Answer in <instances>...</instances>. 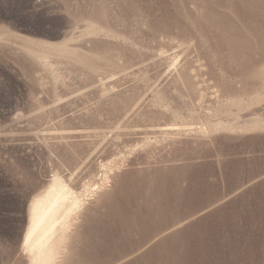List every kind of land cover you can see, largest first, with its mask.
I'll return each instance as SVG.
<instances>
[{
  "label": "rangeland",
  "instance_id": "374dc122",
  "mask_svg": "<svg viewBox=\"0 0 264 264\" xmlns=\"http://www.w3.org/2000/svg\"><path fill=\"white\" fill-rule=\"evenodd\" d=\"M55 175L57 264H264V0H0V264Z\"/></svg>",
  "mask_w": 264,
  "mask_h": 264
},
{
  "label": "bare ground",
  "instance_id": "6f19581e",
  "mask_svg": "<svg viewBox=\"0 0 264 264\" xmlns=\"http://www.w3.org/2000/svg\"><path fill=\"white\" fill-rule=\"evenodd\" d=\"M83 206L82 195L55 175L43 194L35 198L29 207L22 249L28 264L58 263L70 231V222Z\"/></svg>",
  "mask_w": 264,
  "mask_h": 264
}]
</instances>
